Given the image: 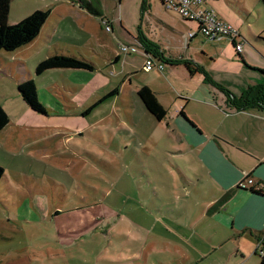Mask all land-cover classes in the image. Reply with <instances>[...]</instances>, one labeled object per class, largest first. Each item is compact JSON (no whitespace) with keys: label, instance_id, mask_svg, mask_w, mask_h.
Masks as SVG:
<instances>
[{"label":"rangeland","instance_id":"1","mask_svg":"<svg viewBox=\"0 0 264 264\" xmlns=\"http://www.w3.org/2000/svg\"><path fill=\"white\" fill-rule=\"evenodd\" d=\"M66 2L12 0L8 24L16 25L36 11L49 9L53 10L55 20L67 12ZM93 2L110 18L117 12L118 20L123 18L134 35L141 32L146 37H168V31L162 30L153 18L149 27L143 16V0ZM207 2L216 14L224 12L240 20L245 33L243 45L249 53L244 67L264 70L261 0ZM147 5L163 9L154 14L168 22L170 11L157 0H148ZM171 16L174 20L179 17ZM71 21L75 25L71 27V37H77L80 46L81 37H86L87 32L81 21L73 18ZM98 23L103 26L100 20ZM194 26L197 30V25ZM103 28L108 37L113 36ZM57 37L65 36L58 32ZM190 44L197 45L199 54L210 45L203 36ZM42 56L41 51L35 50L19 57L0 53L10 63L22 60L26 64V71L33 73L30 80L37 87L39 104L48 113L43 116L44 121L41 114H36L46 127L12 129L23 113L15 99L17 76L12 71L0 72V106L11 119L7 134L0 135V168L4 170L0 181V264H239L243 261L235 257L238 252L249 251L248 235L232 231L231 226L221 228L209 216H202L203 210L212 209L208 204L216 190L206 181L191 178L192 170L197 178L203 176L193 157L173 155V150L168 148L175 144L169 138L165 139L168 147L163 145L153 154L141 153L140 148L131 144L123 147L124 141H132L124 134L130 128L122 102L127 100V95L97 106L85 121L74 122L72 118L67 123L66 118L58 119L60 115L53 114L52 108L73 115L81 108V97L70 104L64 88L41 87L47 77L40 81L35 69ZM133 65L139 68L141 64L136 61ZM215 68L224 77L226 86L237 91L239 78L235 73L240 65L221 58ZM113 70L114 76L100 68L97 73L88 72L87 77H93V88L102 92L108 81L117 82L121 69ZM140 79L142 76L135 81ZM63 121L67 125L54 128ZM20 134L26 135L20 139ZM178 165L194 185L185 187L175 169ZM168 203L182 215L168 218ZM102 228L108 230L103 232ZM263 249L262 243L254 245L256 255L249 264H261ZM111 260L114 263L106 262Z\"/></svg>","mask_w":264,"mask_h":264},{"label":"crops","instance_id":"2","mask_svg":"<svg viewBox=\"0 0 264 264\" xmlns=\"http://www.w3.org/2000/svg\"><path fill=\"white\" fill-rule=\"evenodd\" d=\"M87 4L94 7L99 15L92 14ZM64 6L67 12L61 13L55 17V20L52 15L53 10H43L49 11L50 15L38 37L30 44L14 52L6 53L19 57L28 51H41L43 56L37 61V65L53 55L73 57L92 65L91 71L54 69L46 71L41 76L35 74L40 81L47 77L41 87L46 86L50 90L64 88L68 91V103L75 104L76 98L81 97L79 102L81 108L73 115L65 114V110L57 112L50 108L53 114L60 115L58 119H68L67 123L72 118L74 122L76 119L85 121L87 117L89 118L90 109L93 106H99L113 98L118 100L119 97L127 95V100L122 102L130 128L124 131V134L129 135L132 141H124L122 146L128 148L131 144L135 148H140L141 153L153 154L163 145L168 147L165 139L169 138L171 143L175 144L168 148L173 150V155L182 158L191 155L195 167L203 172V176L197 178L195 170H192L191 178L196 177L197 182L206 181L216 190L208 206L212 205L211 208L217 206L224 197H229L225 204L218 205L216 211L203 210L202 216H209L221 228L227 229L231 226L232 231L248 235L250 241L246 244L249 246V251L238 252L235 258L243 259L239 264H249L256 255L253 254L254 245L264 237V197L253 194L248 189H239L238 185L246 180V175L250 176L255 185H264V111L258 109L236 111L226 104V97L220 88L239 97L250 87L264 85V76L255 71L260 69L245 68L229 38L214 43L208 41L209 49H202L199 54L196 51L197 45L194 47L190 44L198 36L191 40L187 39L188 34L196 30L194 24L179 17L174 20L175 18L171 16L174 14L172 12H168V22L163 20L154 14L155 11L163 10L156 5H147L146 10L143 9V16H146L145 21L149 27H152L150 19L153 18L162 30L168 31V37H146L141 32L138 36L134 35L129 31L123 18L118 20L117 12L112 13L110 18L101 8H96L93 0H67ZM206 6L210 8L208 2ZM217 15L239 31L243 42L245 33L240 20L224 12ZM71 18L81 21L84 32H87L86 37H81L80 46L77 45V37H71L73 30L71 27H75ZM99 20L106 29L107 26L110 27L112 37H108L104 32L103 26L101 27L98 23ZM58 32H63L65 37H57ZM80 32L83 33L81 30ZM122 46L134 47L135 51L123 53ZM82 48L85 50L83 51ZM242 49L239 55L246 63L249 53L244 45ZM146 58H153L156 64L163 63L164 70L154 68L151 71H145ZM221 58L240 65V70L235 73L239 78L237 91L226 86L223 82L224 77L220 76L215 68V64ZM136 61L141 64L139 68L133 67ZM185 61L202 67L206 72L207 80L204 74L197 72L191 75L183 64H179ZM25 66L22 60L10 63L0 57V70H2L0 72L12 71L17 76L15 99L23 113L16 125L11 128L19 131L31 126L46 127L45 123L36 117L39 114L26 105L18 91L21 83L33 78V73L27 72ZM100 68L109 76L116 75L113 69H121L117 82L111 79L106 87H102L105 88L102 92L93 88V77H87L88 72L97 73ZM140 76L142 79L136 82L135 79ZM143 87L149 88L162 107L167 110V117L162 122L157 121L138 98L137 93ZM114 91H116L114 96L99 104ZM43 116L45 115L41 116L44 121ZM9 120L11 122L10 116ZM10 122L0 135L7 134L11 126ZM65 125H67L66 122H59L58 125H54V128H62ZM80 126H82L81 123ZM139 128L142 131H138ZM25 135L20 134L19 138L22 139ZM175 169L185 187L195 184L179 165ZM181 215L182 212L168 203V218ZM107 230L102 228L103 232ZM212 238L209 236V239ZM106 262L114 263L112 260Z\"/></svg>","mask_w":264,"mask_h":264},{"label":"trees","instance_id":"3","mask_svg":"<svg viewBox=\"0 0 264 264\" xmlns=\"http://www.w3.org/2000/svg\"><path fill=\"white\" fill-rule=\"evenodd\" d=\"M12 0H0V52H14L34 41L40 34L44 24L48 20L50 15L49 11H36L29 17L25 18L16 25H9V14L10 6ZM264 7V0H261ZM148 0H143V9L146 10ZM89 11L94 15H99L96 9L90 4H87ZM145 43L146 41L142 39ZM244 41V40H243ZM234 49L236 48V43L232 44ZM236 50V49H235ZM239 59L242 60L243 64L246 66L244 59L241 55H238ZM173 63V62H172ZM191 75L197 72L204 74L207 80V75L205 70L195 65L192 62H182ZM194 64V66H193ZM54 69H70V70H86L91 71L93 67L91 64L81 61L79 59L65 56V55H53L44 61L40 62L35 70L36 76H41L43 73ZM260 72L264 76L263 70H255ZM219 88V87H218ZM221 92L226 97V104L233 107L236 111L248 110V109H258L264 111V85H258L255 87L248 88L239 97L233 96L229 91L220 88ZM18 91L22 97V100L26 105L35 113L41 115H47L46 110L43 106L39 104L35 83L31 80L21 83L18 86ZM116 91L110 93L100 103L104 100L114 96ZM138 98L142 101L147 111L159 122H162L167 117V110H165L162 105L158 102V99L154 93L147 87L141 88L137 93ZM98 105L93 106L90 110H93ZM183 114V113H182ZM9 116L5 110L0 106V133L9 124ZM4 177V170L0 168V181ZM250 177V176H249ZM239 189H246L238 185ZM253 194L264 197V185L257 184L248 188ZM229 197H224L217 206L212 207L211 211H216L218 205L225 204ZM262 243L264 248V237L258 241ZM264 251V249H263ZM261 264H264V256H262Z\"/></svg>","mask_w":264,"mask_h":264},{"label":"built area","instance_id":"4","mask_svg":"<svg viewBox=\"0 0 264 264\" xmlns=\"http://www.w3.org/2000/svg\"><path fill=\"white\" fill-rule=\"evenodd\" d=\"M162 7L170 11L182 20L197 25V30L188 34L187 39L191 40L197 36H203L209 42H219L225 38H229L232 43H236V52L241 54L243 51L242 37L237 29L226 23L216 12L206 6L207 0H157ZM107 24V22H106ZM107 26V31H110ZM123 53L134 52V47L122 46ZM238 54V55H239ZM157 68L163 71L165 65L163 63L156 64L153 58H146L145 71H151ZM255 186L254 182L246 175V180L241 183V187L247 188Z\"/></svg>","mask_w":264,"mask_h":264},{"label":"flooded vegetation","instance_id":"5","mask_svg":"<svg viewBox=\"0 0 264 264\" xmlns=\"http://www.w3.org/2000/svg\"><path fill=\"white\" fill-rule=\"evenodd\" d=\"M249 187H247L246 189H248Z\"/></svg>","mask_w":264,"mask_h":264}]
</instances>
